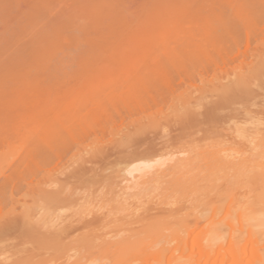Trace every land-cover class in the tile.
<instances>
[{"label":"rangeland","instance_id":"374dc122","mask_svg":"<svg viewBox=\"0 0 264 264\" xmlns=\"http://www.w3.org/2000/svg\"><path fill=\"white\" fill-rule=\"evenodd\" d=\"M234 22H236L237 24L235 25L236 30L240 32L239 33L240 38H242V43L240 41L241 46L238 45L237 48L240 46L239 49H241L244 55L246 52V55H245L246 58L245 57L240 58L239 56L238 57L239 60L238 59H237L238 61L235 60L236 63L227 61L230 59L231 54H234L233 50L235 52L236 49H232V47L229 46L228 44L220 43L221 41H218L217 37H215L216 35L219 34V28L221 25L223 24L228 25ZM251 32H252L251 31V0H0V161L3 162V164L5 163L13 164L14 163L11 166V169L9 170L10 172L5 171L6 172L5 174L8 177L7 178L8 181H5L7 183L5 186L7 187V189H9V188H12L13 186L19 185L21 189H19V192L17 191L18 193L15 191L17 194L14 193L13 196L14 198L19 197V199H21L24 192H26L25 185L27 184V182L36 181V179H40L42 176H46L49 173H52V175L56 173L54 174V176H58V178L59 177L65 178L64 176L65 174H69L70 173L69 171L77 167L76 166L77 164L75 165L72 163L73 155L77 154L76 153L77 151H82L83 149H86L88 151L90 150V152L94 150H99V151L101 150L102 154L105 152L104 156L98 155L99 157L98 156L94 157V160L91 159L90 160L91 163L87 164L86 168L91 169L93 167L94 168L93 171L95 173V170H96L97 175H100V173L101 174L103 173L105 174L104 176H107L109 173V175L111 176L118 175L121 177V175H119L116 172H118V170L121 169L122 166L124 165V162L122 159L123 153L120 155L117 152H123L125 151V149L123 151H119L120 150L119 148V150L117 151L115 146L117 145L116 147L118 149L119 144L123 145V143H125L126 141L124 138L125 132L126 131L132 132L134 129L133 127L134 125L131 126V123L136 121V119L138 120V118L147 116V114H154V113L157 114L158 112L160 113V111L163 113V114L160 113L161 117L163 115H167L168 113H170L169 111H171L170 108H172L170 107V105L172 106L171 104L172 98L169 99L168 97H174V96L179 95L178 92L182 93L183 92L182 89H186V87L188 88V86L193 87V88L191 87L188 88L189 90H192L193 97H198L201 95L200 93H202L200 91H203L202 83L205 84V82L210 80L212 76L214 75V73L215 74L217 73V75H218V72L223 74L224 72L228 71L229 73L230 71H232V68L235 69V67L239 65V63H243V64L250 63L252 59L251 51L254 49L256 42L259 41V40L253 41L254 33L252 32L253 33L252 35ZM255 37L256 36L254 35V38ZM194 45H196V47H198L199 50L203 48L205 50V53H204L205 55L202 54L199 56L198 54L192 52L194 49L197 51V49L194 48ZM236 54L237 53H235L233 56H237ZM233 56H231V58H233ZM242 58H243V61H242ZM222 74H219V75H222ZM151 80H153V83L150 85V87H147V86L144 87V82H147V81L151 82ZM174 83L175 85L177 84L176 86H178L179 83L180 84L182 83L181 84L182 86L181 85L178 86V89H177ZM166 85L167 86L170 85L169 88L174 86V90L177 89L176 92H174V94L170 93V90L171 92L173 91L172 90L173 88H171L168 90L169 94H167L168 91L166 92L165 90L168 89V87H166ZM141 86H142V90H141ZM151 86L153 89L151 88ZM147 88L148 89L151 88L150 89L151 93ZM154 88H156V90H158L159 93H157L154 90ZM255 90H257V88ZM152 91H155V92H152ZM261 92L262 91L259 90L260 94ZM149 93L157 101H159L158 99H161L162 97L163 99L165 98L166 99L165 101L161 99L160 101L162 102L160 103V105L156 103L158 106H153L151 109L147 108L148 110L144 109L149 105V102H142L140 104L141 102L140 99L141 100L143 99L142 101L148 98L150 99L151 96L148 98L146 96ZM152 93L159 94V95L164 94V96L160 95L162 97L160 98V96H158L157 98L156 97L157 95H155L154 97ZM144 96H145V99H144ZM215 97L216 96H213V97L211 96L210 98L212 99L210 100L207 99L209 97H206V100L208 101L206 100L205 101L206 102L215 101ZM257 99H255V102H256L254 105L255 107L253 106L254 108L249 109V114L251 115L254 114L256 117L262 118L264 117L262 116L264 115L263 114L264 110L262 109L263 106H261L262 104L259 103L260 104L259 105L257 103L259 102V100ZM259 99H261V97H259ZM243 106H246V105L243 104ZM243 106L242 104H239V106L238 104H236L235 108L237 107V108L242 109ZM248 106L249 105H247V107L245 108H249L251 105L249 107ZM250 110H255L257 111V113H259L258 110H261L262 115L253 113L254 111L250 112ZM225 111L226 110H224V112ZM242 111L241 110L239 111V115L243 113ZM221 114H222V111H221ZM241 116L237 117L238 120L234 118L235 121L237 122L238 121L242 122V120L244 121V119L242 118L244 115L242 117ZM39 117L40 119L42 117L44 119L42 118V120L40 121ZM30 120L32 121L34 126L35 124L37 125L38 123L40 124L43 123L41 125L38 124L40 125V127L37 125V129L41 130L40 133H44V135L47 137L48 135H46V133L48 131L46 133L42 131L44 130V128H48V130H53V133L51 131V132H48V134L52 133V135H50V138L53 135L56 138V135H58L59 138L57 136V139H56L57 141L59 140L68 141L70 140V138L71 140L73 139L72 144H66V146L63 145L64 147H68L69 145L71 148H73L72 150H70L71 152L66 153L67 155L64 154V157H62L61 159L52 161L49 164L47 163L45 165L46 167L44 168L42 167L40 170H37V171L31 170L32 169L31 166H34V163L39 162L40 161L39 158L34 159V160L32 159V162L29 164V166H25L27 165V162L24 165L22 163L23 161H21V164H19L21 166L20 167L18 166L17 168L18 159L23 160V158L26 155L28 156L33 151V148L43 143V141H41L42 139H36L38 136L35 139H33V136L30 135L29 133H28L30 135L29 137L25 136V134L28 135L26 132L33 125V124H30L31 123ZM33 120L35 121L38 120V121L37 123H35L33 122ZM235 121L232 119L230 121L228 120L222 121L219 124H216V127H213L211 131L207 133H203L200 131L198 133L191 134L188 137H181L182 139H179L180 137L178 138V135L176 136V132H178L177 131L178 127L175 126L176 124L172 125L173 124L172 122L170 123L169 130L166 129L168 127H165L166 131L165 130H154L153 131L151 129L145 134V136L141 135L139 136L138 139L140 138L143 139L145 137L146 138L148 137V139L145 138L146 141L144 139L141 140L143 141L141 142L142 145L145 142H147L148 144L149 142L153 140L152 142H154L155 144L159 146L161 145V143H164L168 139V137H170L171 138V144H170L171 148L169 149L171 151L176 152L179 150L181 152V150H183L184 151L183 153H185L184 154L185 156L188 152L193 151L192 153L189 154L191 160L194 157L193 160L195 161L198 160L197 161L198 163L194 161L196 165L200 163L201 165L200 164L199 165L202 168L204 167L206 161H204L203 160L204 158H201V157H205L207 153L209 156L212 155L213 153L211 154V152L212 151L214 152L215 150L214 144L216 143L220 144V142L228 145L230 143L234 144L236 141V145L237 146L239 145L238 147L240 148L241 152L242 151L246 152L244 153V155L245 154L247 156L250 155L251 157V154H249L251 153L248 149L249 147H245V144L247 146V143L244 144V142L241 141L243 142L244 145L241 144L240 146V141H238L237 139L235 141L231 140L233 137H231L230 130L232 132L233 128L232 129L230 128L234 125V123H236ZM144 122H146V120ZM135 126L137 127L138 125H135ZM31 128L34 129L33 127ZM222 129L225 131L222 132L223 131ZM227 129L229 130L227 131ZM212 131H215V132L217 131L221 134L220 136H213ZM23 132L25 134H23ZM210 132L212 133L211 137H210ZM228 132L230 133L229 136H227V134H229ZM219 133H217V135ZM223 133H225V135ZM41 136H39V138ZM149 138L151 140H149ZM118 140H119V143H118ZM51 141H54V139H52ZM232 141L234 143H232ZM147 144H144L142 147L146 146ZM56 145L58 144L56 143ZM40 147H42V145L39 146V148ZM48 147L52 148L53 146L50 143ZM206 147L208 148V151L209 150H212V151H210V153L208 151H205L207 149ZM76 149L77 151H75ZM169 149H167L168 152L170 151ZM186 150H188V152ZM83 153L84 154H81V155H83L84 158L89 157V155L85 154V152ZM91 155L92 154H90V156ZM105 155H108V157H106ZM244 155L241 157H244ZM185 156H181V158ZM90 158H92V156ZM103 158H105V161ZM209 158H212V156H210ZM96 159L97 161L98 159H100L99 161L100 163L97 162ZM71 163L73 164V166L71 165ZM172 163L173 162H171V164ZM15 164H16V167H15ZM166 164H168L167 166H169L170 162ZM29 169L31 170V172L29 171ZM114 170L116 172H114ZM110 172H112L113 175ZM188 172L187 173L185 171L180 172L178 175V178L176 176L175 177L177 179H180L178 180L180 181V183L183 180L184 182H186L185 176L188 174ZM103 174L101 176H103ZM177 174L178 173H175V175ZM180 174H182L183 176L182 175L180 176ZM34 175L38 176V178L35 177ZM88 175L92 176L93 173L92 174L90 173ZM86 177H89V176H86ZM120 177L116 178L117 182H119ZM173 177H174L173 175L166 176L167 179L170 178L171 180ZM179 177H183L184 179L182 178V181H181V178ZM63 178L61 180H63ZM69 180L73 181L75 180V178H69L68 182H70ZM171 180H167L165 183L161 184L160 188L162 186L165 188L167 187L168 190L166 192L171 193V189H169L170 186H168L171 184L172 182ZM139 181H142V180H139ZM219 181L220 180H218V182ZM70 184L68 186L69 189L71 186L72 187L75 186L74 189H76V191L74 189L73 191H75V193L77 192V190L80 191L79 192L80 194H76L77 196L79 195L80 197L81 196L86 197V194L90 192L88 193V195L90 194V196L92 197L95 196L93 197V202L91 203L92 204L94 203L98 205L99 207L104 206L103 208L104 211L102 209L104 213L110 214V215L111 213H113L110 217L108 216V219L111 218L110 220L112 221V218H113V220H117L116 222H118L117 224H115V222L113 221L114 223L113 224V223H110V221L108 220L109 221L108 223V221H106L107 219L106 218L103 221V223L106 222L108 223V225L110 224L111 226H107L105 223H104L105 225L104 224L97 225V226L93 225L91 227L92 230H89V232H92L95 235H101L102 233H103L102 235H104L105 233V235L110 234V236H113L114 235L113 233H116L117 235H119V232L121 231L123 232L121 237H123V235L125 234L124 231L128 228L129 224L127 225V228H126L127 223L123 227H121L120 224H122L123 222L120 223V221L121 220L123 221V219L125 218L126 220L125 219L124 220L127 222V220L129 221L130 218L125 217L127 215L125 213L123 215L120 214L122 213L123 210L120 211L119 213L116 209L117 206L116 207L112 206L114 202L110 199V196L108 197L107 195L112 196L113 194L112 193L105 194L106 193L105 188L102 189V187L98 185L90 187L89 189L91 188L93 189L91 191L89 189L87 190L84 186H82L83 185L82 182L81 181L79 182V180L77 179L73 183H70ZM224 184L226 183L224 182ZM83 187L85 190H83ZM226 187L221 186L220 188H218L219 190H217L216 193H218V191H221V189H223V192L225 193L228 192L230 188L228 189L229 186L227 188ZM98 188H101V189H98ZM224 188L227 189V191H224ZM115 190H117V188ZM82 191L84 192L83 195H82L83 193ZM85 191H86V194H85ZM156 192L160 193V194H157V197H156ZM156 192L154 193L151 192V196L149 195L150 193H146L144 195L142 194L143 197L145 198L140 196L141 199L138 197L139 201L145 204L143 206L144 208H146L148 204H149L148 205L149 207L150 206L152 207L153 205H155V203H156V206L160 204L158 205L159 207L158 209L159 210L161 209V213H159L160 211L158 210V212L157 211L156 213L151 212L150 214H152L153 218L157 222L158 220H160L161 222L165 220V223L167 224H169L170 222V224L173 226L172 228H177L175 226L177 224L175 223L174 219L170 218L169 220L168 216H167L168 218H166L165 216L167 215V213L165 212L166 214H164V211H167L173 208L171 210H174V209L178 211L180 210L179 214L182 215L185 211L189 210L191 205L193 204L191 203L189 206L188 205L189 202H194L190 198L191 193L187 194L188 196L190 195L189 197L190 199L186 197V202L188 203L187 204L186 202L182 203L183 200H181V197L178 196L179 193H175L177 198L175 196L172 199L173 201L172 200L168 201L170 199H167L166 196L168 195V198L170 196L172 197V195L169 196L170 193L167 194L162 189L157 190ZM243 192H244L243 190L241 193L239 191V194L243 195ZM102 193L103 195L101 196L98 195ZM96 196L99 197L98 200ZM25 197L28 203H32L31 202L32 200L30 201L29 196H25ZM92 197H89V198L92 199ZM251 197H252V193H251ZM75 198L78 199L79 197L75 196ZM94 198L97 201H95ZM150 198H152L151 204L149 202ZM155 198L156 200H154ZM79 199H78V202L77 200H76V203L73 202L76 206L74 204H71L72 203L71 202L70 203L71 205L68 204L69 206L67 205L64 209L60 210V212L57 211L53 214L54 215L62 214L67 217V216H71V214L74 212L72 216L75 215V211L78 212V210H80L83 206L85 207V202H86L84 200L85 198H82L83 201ZM142 199L145 201H143ZM146 199H148L149 201ZM174 199H176V201L180 200L181 205H179L178 203L179 201L175 202V203H178L175 205V203H173ZM182 199H185V197ZM109 200H111V202H109ZM135 200L133 199V201ZM187 200H192V201H187ZM251 200H253V197ZM98 201H99V204H98ZM163 201L165 204L168 202H171L175 205V207L174 205L172 206L168 205L169 206L168 207L169 209H168L167 204L164 205ZM215 202H214L215 203L214 206L212 204L210 205V206H213V209L215 207H219L218 206L219 203H217V201ZM143 203L141 204L143 205ZM77 204L79 205L81 204L82 206L81 205L79 206ZM94 204L90 206L97 208V206L96 205L94 206ZM19 205H17L18 207H16L17 211H19L20 208H22V206H19ZM160 206L161 207L163 206V207L160 208ZM132 207H135V205H133ZM178 207L181 209H179ZM235 207H238V206H235ZM245 208L247 209V207ZM259 208L260 207H257V206L255 207V206H252L251 204L250 209H247V210L245 209V211H242V215L244 213V218H243L244 221L241 220L242 221L241 224L239 222L240 221L239 219H235L236 222L239 220L238 221L239 223L238 222L232 223L231 221V217L232 219H234L233 216L236 213L235 214L232 213L233 215L232 216L230 215L229 217L226 216V218L227 217L228 218L223 219V220H225L224 222H227V220L229 219V221H231V223L234 224V226L236 224H237L236 226H238V224L245 225L244 229L240 228L243 232L245 231V229H249V227H247L248 225L251 226V225L258 224V221H256L257 220L256 218H258L259 220L260 215L259 216L257 215L261 212V211L259 212L260 210ZM231 210L233 211V209ZM44 212L45 210H42V211L40 210V214H43ZM254 212L255 213L259 212V213L255 214ZM49 213L52 214L51 212ZM115 213L117 214L115 215ZM162 213L164 215H162ZM159 214H160V217L156 216ZM114 215L116 217H114ZM120 216L121 217L124 216V218L122 219ZM117 217L119 218V220L114 219ZM220 217L222 218V214ZM171 219H173V221ZM218 220H220V218ZM156 221H155V224L164 225V222L161 223L159 221L160 223L159 222L157 223ZM206 222L207 221L205 222L203 221L196 227V229H194L193 234H195L196 237L195 235L193 236L192 234L193 238L198 239L199 237L201 239V237L203 238L207 236L208 235L207 233H209V231L214 229L215 225H209ZM222 222L220 223V226L224 224ZM152 224L154 223L152 222L151 225H148V226L147 225H142V226L141 225L140 226L139 225H131V226L129 225V227H132L133 230L135 227V230H136L137 227L138 229H141L139 227H143V226H147L148 228H151L153 227ZM229 224L230 222L226 225H228L229 228L234 229L233 228L234 226L230 224L232 226L231 227ZM76 226L78 227V225ZM217 226H218V231L219 229L221 230L219 231L218 234H221L220 236L226 238L225 241H227V239H229L228 237H230L228 230H231V229H228L227 226L220 227L219 224H217L215 227ZM98 227L100 229H98ZM132 228L130 229L128 228L127 230L131 231ZM80 229L85 230V232L87 231V229H82L81 227ZM93 229L95 230L93 231ZM252 229L255 230V233H253V236L255 238H257V236H260L258 233L259 231L256 228H252ZM236 230H234V232ZM239 230L236 231L237 235L236 233L233 232V234L235 235L234 236L231 235V236L236 241L237 239H239L240 242H243L241 246H239V251L244 255L243 260L245 262H243V264H249L250 253L248 250L252 248V245L250 246L248 244H245L244 242L245 240L240 239V236H242V234L243 236L241 238H247L248 234L246 232L248 230L245 232L247 235L244 232L240 233ZM42 231H46V229H43ZM97 231H100V233ZM74 233H72L71 236H73ZM78 233L81 234L82 231L79 232L78 230V232L75 233V236H77ZM96 233H99V234H96ZM166 234L168 235V233ZM230 234H232V232ZM145 236L146 235L142 237L146 238V242H147L148 239ZM113 237H115V235ZM260 238H262V244H263L264 234L261 235ZM68 240L66 239L65 241H68ZM227 243L223 246V251H221L222 253L221 257H223L222 259L225 264H230V261H231L230 256L233 250L230 249L231 247L229 248V245H228L229 243L228 244ZM9 245L10 247L11 245L12 246L15 245V241L12 240V238L6 241L2 240V243H0V249L2 250L3 247L4 249L5 248L8 249L10 248ZM161 245L162 244H160L159 246L156 245L155 249H157ZM245 246H247V249H245ZM17 247H15L14 250H13L14 247H11L9 251L10 253L7 252L9 249L7 251L4 250L6 253L3 256L7 257V255L9 256L11 255L12 257L11 259L12 260L14 259V260L10 262H15L16 264L17 263L23 264L19 260L23 259V262L27 261L26 256L22 257V255H20L21 257L15 258L16 253H17V256L19 253H21L20 249H18L19 253L17 252L16 250ZM33 247H35L34 248L35 250L33 249V253H34V251L37 250L36 249L37 247L36 246H33ZM42 247L43 246L38 247L39 248L38 250L40 251V253L38 251L35 252L36 254L39 253V255L38 256L35 255V257H33L34 259H36V260L33 259L34 261L32 260L33 264H38V263L41 264L42 262H43L42 264H48V263L49 264H53V263L60 264L63 261H65L64 259L66 258V255L64 251H62L63 246H56L55 249L54 247H50L52 248L51 249L52 253L50 252L51 250L48 246H47L48 249L44 246L43 247L44 250ZM140 247L141 249H143L142 245ZM23 248L32 249V246L31 245L30 247L22 246L21 250H24ZM46 249L48 250V252H46L47 251ZM135 251L137 252L138 256L142 252V250L141 252L139 251L140 253L138 252V250H135ZM71 252L73 251L68 252V254L69 253L71 254ZM128 252L129 251L126 252V250H122L120 252L122 254L121 255L118 251L117 254L119 255V257L117 254H115V257H113L114 255H112L113 262H116L118 260L120 262V259L118 258L122 256L123 257L121 258V260L123 259L122 261H125L126 259L124 258H127L128 255L130 256V258H128L129 260H127L129 262L130 260L133 261V259L135 260L136 258H139L137 257L134 251L132 252L135 254V256L132 255L133 253H130V252L128 253ZM97 253H93V255ZM143 253H141L142 256H143ZM21 254H24V252ZM40 254L42 256L44 255V257H42ZM63 255L65 257H62ZM3 256H0L1 260L3 259ZM9 256L7 257V259L10 258ZM52 256H56V257L52 258ZM59 256H61V258H59ZM98 256H99V253L98 255L94 256L96 257V260H94L95 258L91 256L92 258L91 262L94 260L96 262L98 261L96 264H101L103 259H105V257L104 255H102L103 256L102 261L99 263L100 261L99 259L101 257L98 258L97 260ZM108 256H111V255H107L106 256L107 261L104 260L102 264L104 263L109 264L110 261L108 260L112 261V259H110L111 257H108ZM193 257H195L194 259H196V256H193ZM217 258L219 259V257ZM49 259H52V261L50 260L49 262ZM152 259L150 258V260H148L146 264H169V262H172L171 264H173V263H178L176 262V260L177 261L180 260V259H175V262H173V260H171L172 258L168 257L167 259L160 258L161 260L159 259V261L157 262L156 261L157 259L156 260L154 259L152 260ZM181 259L183 261V258ZM15 260L16 261L18 260V262H16ZM45 260L47 261V263ZM185 260L183 262H185ZM30 261H27V262L32 264ZM182 261L180 260V262ZM27 262H25V264H27ZM88 263L90 262L87 261L86 263L85 261V263L83 264H88ZM136 263L137 262L133 264H136ZM93 264H95V262ZM137 264H141V263H137ZM142 264H145V263H142ZM200 264H202V261L200 262Z\"/></svg>","mask_w":264,"mask_h":264},{"label":"bare ground","instance_id":"6f19581e","mask_svg":"<svg viewBox=\"0 0 264 264\" xmlns=\"http://www.w3.org/2000/svg\"><path fill=\"white\" fill-rule=\"evenodd\" d=\"M235 25H237L236 22L228 24V25H226V24L221 25L219 28V34L215 36V37H217L218 41H221L220 43L228 44L229 46L232 47V49H236L235 52L233 50V53L234 54L237 53L236 54L237 56H233L234 54H231V56H233V58H231V56H230V59L228 58L229 60H227V61H230L232 63L233 62L236 63V61L239 60L238 59L239 56H240V58L241 57L244 58L246 55V52L244 55L243 52L241 51V49H239V47L241 46V43H242V38H240V34H239L240 32L236 30ZM251 31L256 36L254 38V35L251 32L253 35V41L254 40H256V41L259 40V41L256 42L255 47L252 50L253 52L251 51L252 59H251L250 63H247V64L239 63V65H237L235 67V69L232 68V71H230L229 73H228V71L224 72L223 74L218 72V75H217V73L216 74L214 73V75L212 76V78L210 80L205 82V84L202 83L203 84V87H202L203 91H200L202 93H200L201 95L198 97H193L192 90L188 89L191 86L190 87L188 86V88L186 87V89H182L183 92L182 93L178 92L179 95H177V96L168 97L169 99L172 98L171 99L172 106L170 105V107H172V108H170L171 111H169L170 113H168L167 115H163L161 117L160 113H162V112L160 111V113L158 112L157 114L156 113L147 114V116H143L141 118H138V120L136 119V121L131 123V126L134 125L133 126L134 129L132 132L131 131L125 132V136H126V137L124 136V138L126 140V141L124 140L125 143H123V145L119 144L118 149L116 147L117 145L115 146L117 151L119 150V148H120L119 151H123L125 149V151H123V152H117L120 155L123 153L122 159H123L124 165L122 166L121 169L118 170V172H116L114 170V172L121 175V177L118 175H113L112 172H110V173L113 176L109 175V173L107 176H104L105 174H103V173H102L103 176H101L102 175L101 173H100V175H97L96 174L97 171L95 170V173H94L93 167L91 169L86 168V165L91 163L90 162L91 159L94 160V157H97L98 155L104 156L105 152L102 154L101 150L100 151L94 150V151L90 152V150L88 151L86 149H83L82 151H77V149H76L75 151H77L76 152L77 154L73 155L72 163L75 165L77 164L76 165L77 167L74 168L73 170L69 171L70 172V173L68 172L69 174H65L64 175L65 178L62 177L63 180H61L62 178H60V177L58 178V176H54V174H56V173H54L53 175H52V173H49L46 176H42L41 178L39 177L40 179L35 178L36 181L27 182V184L25 185V189H26L25 191L26 192H24V194L22 195V198L19 199V197L14 198V196H13L14 193L17 194L19 192V189H21L19 185L13 186L12 188H9V189H7V187L5 186L7 184L5 181H8L7 180L8 177L5 173L11 169V166L14 163L13 164H6V163L3 164V162L0 161V241H1L0 243H2V240L6 241V240L12 238V240L15 241V245H13V246L11 245V247H14L13 250L15 249V247L18 246L16 248L17 252H18V249H20L21 253L24 252V254H21L18 252L19 253L18 256L16 253L15 258L21 257L20 255H22V257L26 256V260L27 261L31 260L30 261L31 263L34 260H36L33 257H35V255L38 256L40 253V251L38 250L39 249L38 247H41V246L44 247L45 246L47 248V246H48L49 248L54 247V249H55L56 246H63L62 251H64L66 258L64 259L65 261H63L60 264H83V263H85V261H86V263H87V261H89L90 263H88V264H93L94 262L96 264L98 261L97 262L94 261V260H96V257H94V256L98 255V253H99V256L97 257V260H98V258L101 257L99 259L100 260L99 263L102 261V258H103L102 255H104L105 259H103V261H102V263H103L104 260L107 261V257H106L107 255H111L108 257H111L110 259H112L113 257H115V254H117L118 251L120 253L122 250H126V252L129 251L130 253H133L132 251H134L136 255H137V252L135 250H138V252L139 251L141 252V250H142L141 253H143V252H145V253H143V256H142V254L139 252L140 253L139 256L137 255V257H139V258L135 257L136 259L135 260L133 259V261L130 260V262L127 261V260H129L128 258H130V256L127 254L128 257L126 256L127 258H124V259H126L125 261H122L123 259L121 260V258L123 257L122 256V257L118 258V259H120V262H119V260L118 261L115 260L116 262H113V259H112V261L108 260V261H110L109 264H133L135 262L141 263V264L142 263L146 264L147 261L150 260V258L151 259L153 258L154 260L157 259L156 261L158 262L160 258L161 259H167L168 257L172 258L171 260H173V262H175V259H180L182 261L181 258H183V261H184L186 258L185 262H183V261L180 262V260L179 261L176 260V262H178V263H173V264H200L201 261H202V264H225L223 259H222L223 257H221V255H222L221 251H223V246L228 241L229 244L228 243L227 244L229 245V248L231 247L230 249L233 250V252L231 253V256H230L231 257L230 264H243V262H245L243 260L244 255L239 251V246H241V244L243 242H240L239 239H237V241H236L235 239H233L232 236L235 235V234H233V232H234V230H236V228L238 226H240V227H238L236 231H238L240 228L244 229L245 225H240L242 222L241 220H243V218H244V213L242 215V211H245V209H246L245 207H247V209H250L251 204H252V206L260 207L259 208L260 210L259 209L258 210H259V212L260 211L262 212V213L260 212L262 214V216L259 212H257L259 214L254 212L258 216L259 215L261 216V218L259 216V220H258V218H256L257 219L256 221H258V224L251 225V226L248 225L247 227H249V229H245V231H243L245 233L248 230L246 232L248 235L245 233L247 235V238H241L243 236V234H242V236H240V235L239 236H240V239L245 240L244 241L245 244H248L250 246L252 245V248H250V249L248 248L249 249L248 251L250 253L249 264H251V263L252 264H264V253H263L264 252V242L262 244L263 236H262V238H260L261 235L264 234V117L260 118V117H256L254 114L253 115L249 114V109L255 107L254 106L256 103L255 99H257V98H258L257 100H259V102H257V103L262 104L261 106H263L262 109L264 110V0H251ZM241 37H242V35H241ZM240 41H241V43H240ZM238 45H240V46L237 48ZM194 48H196L197 51L194 49L192 52L198 54L199 56L205 53V50L203 48L201 50H199L198 47H196V45H194ZM239 51H241V52H239ZM243 58H242V61H243ZM219 74H222V75H219ZM152 83H153V80H151V82H149V81L144 82V87L145 86L150 87V85ZM181 84L179 83L178 86H180ZM174 85H175V83H174ZM176 85H175V87L178 89V86H176ZM152 86H151V88H152ZM169 86L166 85V87H168V89H166L165 91L167 92L169 89L173 88L172 89L173 91L171 92V90H170V93L174 94V92H176L177 89L174 90V86H172L170 88H169ZM151 88H149V89L147 88V89L150 91ZM191 88H193V87H191ZM256 88H257V90L259 89L262 91L261 92L262 95L259 93V90H258V92H257V90H255ZM147 89H146V91H147ZM141 90H142V86H141ZM154 90L157 93H159L158 90H156V88H154ZM155 91H152V92H155ZM166 92H164V93H166ZM150 93H151V91H150ZM150 93L148 95L145 94L147 96V98L151 96ZM160 93H162V92H160ZM167 94H169V91L167 92ZM152 95L154 97H155V95H157L156 96L157 98L160 95L164 96V94L159 95V94H154V93H152ZM162 96H160V98ZM211 96L212 97L216 96L215 101L206 102V101H208V100H206V97H209L207 99L210 100V99H212V98H210ZM259 97H261V99H259ZM144 99H145V96H144ZM148 99H146L144 101H142L143 99L142 100L140 99V101H141L140 104L142 102H149V105L144 109H147V108L151 109L153 106L160 105V103L162 102L160 100L163 99V97L161 99H158L159 101L155 100V98H153L152 96L150 97L149 100ZM151 99L152 100L154 99L153 102ZM165 99H163V100L165 101ZM152 103H153V105H152ZM154 103L155 104L157 103L158 105L157 104L155 105ZM236 104H238V106H239V104H242V106L244 104L246 106H243V108L241 107L242 109L237 108V107L235 108ZM247 105H249V106L251 105L252 107L248 106L249 108H245V107H247ZM155 108H157V107H155ZM239 109L241 111L243 110L242 112L245 113L246 115L241 113V112L240 113L242 114V116L243 115L244 116L242 117L241 114L239 115V111H240ZM224 110H226V111L224 112ZM221 111H222V114H221ZM250 112L256 113L258 115H262L261 110H258L259 113H257V111H255V110H250ZM240 116L244 119V121L243 120H242V122L238 121L239 122L238 123L237 121H235L234 118H236V120H238L237 117H240ZM262 116H264V115H262ZM42 118L40 119V117H39L40 121L42 120ZM231 119L234 120L236 123H234V125L232 124L233 121L231 123L233 126L232 127L230 126L231 127L230 129H232V128L233 129H232V132L230 130V133H231V137H233V138L232 139L229 138V139L234 140V141L237 139L238 141H240V146H241V144H243V142H244V144L247 143V146L245 144V147H249L248 149L251 152V153H249V154H251V157H250V155H248V156L246 154L244 155V153H246V152H243V151H242L243 153L241 152L240 148L238 147L239 145L238 146L236 145V141H235V143L232 141V143H234L235 145L231 144V143L226 145V144H223L221 142H220V144L219 143H216V144L213 143L215 145V146L213 145L215 148V150H214L215 153L212 150L208 151L207 147H206L207 148L206 150L204 149L205 151H208L209 153H210V151H212L211 154L212 153L213 154L210 155V156H212V158H209L210 156L208 155V153L205 155V157H201V158H204L203 159L204 161H206V163L203 162V163H205V165H204V167L201 168L200 163H199L200 165L199 164L196 165V163H198L197 162L198 160L197 161L193 160L194 157L191 160V158L189 156V154L192 153L193 151L188 152V150H186L188 152L186 154L187 157L184 155L185 153H183L184 152L183 150H181L182 153L179 150H178L179 152L178 151H176V152L171 151L169 149V148H171L170 147V144H171V138L170 137H168V139L164 143H161V145H159V146L157 144H155L154 142H152L153 141L152 140L151 142L148 141L149 142L148 144H147V142L143 143V145L147 144L144 147H142L143 145L141 144V142H143V141H141V140H143V139L145 140L146 137L145 138L142 137L143 139H141V138L138 139L139 136H141V135L145 136V134L151 129L153 131L154 130H165L166 131V129L169 130L170 123H172V122H173L172 125L176 124L175 126L178 127L177 128L178 132H176V136L178 135V138L180 137L179 139H182L181 137H188L189 135L194 134V133H198L200 131L203 133H207V132L211 131V129L213 127H216V124H219L222 121H227V120L230 121ZM143 120L144 121L146 120V122H144ZM37 121L33 120V122H35V123H37ZM30 122H31L30 124H33L31 120H30ZM223 123H225V122H223ZM38 124H40V123H38ZM41 124H43V123H41ZM226 124H228V123H226ZM37 125L35 124V126H34V124H33L31 126L34 129H32L29 125L30 129L28 131L26 130L27 131L26 133L27 134L29 133L30 135H32L33 139H35L37 136L38 137L36 139H42L41 141H43V143L41 142L42 144L39 145V146L42 145V147L39 148V146H37L38 148L37 147L33 148V151L32 152L30 151L31 153L29 152L30 154L28 153L29 155L25 156L26 158L24 157L23 160L18 159V162H17L18 164L16 163L17 168H18V166L19 167L21 166V165H19V164H21V161H23L22 163L24 165L27 162V165H25V166H29V164L32 162V159L34 160V159L39 158L40 161L34 163V166H31L32 167L31 170H36V171L40 170L42 167L43 168L46 167L45 165L47 163L49 164L52 161H56L58 159H61L62 157H64V154L67 155L66 153L71 152L70 150L73 149L69 145H68V147L63 146V145L66 146V144H72L73 139L71 140V138H70L71 141L70 140H68V141H66V140L60 141L59 140L60 141L59 142L56 140L58 135H56V138L53 135V136H51V138L54 137L52 139H54L55 142L51 141L52 139L50 138V135H52L53 130H48V128H44V130H42L45 133L47 131L48 132L52 131L51 134L50 133L48 134V132L46 133V135H48V137H49L48 138L47 136L44 135V133H40L41 130L37 129ZM40 125H38V126L40 127ZM135 125H138V126L136 127ZM43 127H42V129H43ZM165 127H168V128L165 129ZM217 127H218V125H217ZM228 130L229 129H227V131ZM224 131L225 130H223L222 132H224ZM169 133H171V132H169ZM212 133L210 132V137H211V134L213 136H220V134H221L217 131L216 132L212 131ZM217 133H219V134L217 135ZM225 133H223V134L225 135ZM230 133L227 134V136H229ZM23 134H25V133L23 132ZM29 134L28 135L25 134V136L29 137L30 136ZM165 134H167V133H165ZM149 135H151V134H149ZM208 135H209V133H208ZM39 136H41V137L39 138ZM226 137H224V138H226ZM58 138H59V136H58ZM118 138H120V137H118ZM66 139H67V137H66ZM146 139H148V137ZM149 140H151V139L149 138ZM241 141H243V142H241ZM116 142H117V140H116ZM50 143L53 146L52 148L48 147ZM56 143L58 145H56ZM118 143H119V140H118ZM54 145H56V146H54ZM211 148H213V147H211ZM216 148H217V150H216ZM167 149H169L171 152L170 151L168 152ZM190 150H191V148H190ZM83 152H85V154L89 155V157L84 158V156L81 155V154H84ZM90 154H92L91 155L92 158H90L91 157ZM243 155H244V157H241ZM105 156L108 157V155H105ZM181 156H185L186 158L185 157L181 158ZM103 159L105 161V158H103ZM96 161H97V159H96ZM99 161H100V159H98L97 162H99ZM168 162H170L169 166H167L168 164H166ZM171 162H173V163L171 164ZM208 162H209V164H208ZM72 163H71V165L73 166ZM16 164H15V167H16ZM206 164H207V166H206ZM31 170L29 169L30 172H31ZM101 171H102V169H101ZM184 171L186 173L189 171L190 173L188 172V174H187L189 176H187V175L185 176L186 173L184 174L186 182H184V180L182 181L183 177H179V178H181V181H182L180 183V181H178L180 179H177V178H178L179 173L184 172ZM33 173H35V172H33ZM90 173L91 174L93 173V175L92 176L88 175ZM175 173H178V174L175 175ZM182 174H180V176ZM190 174H192V175H190ZM169 175L174 176L172 178V180L170 178L169 179L166 178V176H169ZM34 176L38 178V176H36V175H34ZM86 176H89V177H86ZM117 177H120V180L118 179L119 182H117V180H116ZM170 177H172V176H170ZM69 178H75V180L77 179V180H79V182L81 181L83 184L82 186H84L87 190L92 186L98 185V186L102 187V189L105 188V190H106L105 194H107V193L111 194L112 193L113 194L112 196L107 195L108 197L110 196V199L114 202L112 206L113 207L117 206L116 209L119 213H120V211L123 210L122 213H120V214L123 215L125 213V214H127L125 217L130 218L129 221L127 220V222H126L125 221L126 219L124 218V216L123 217L120 216L122 219L123 218L125 219V220L123 219V221L122 220L120 221V223L123 222L122 223L123 225L122 224H120V225H121V227H123L127 223L126 228H127L128 224L130 226L131 225H139V226L140 225L141 226L147 225L148 226V225H151L152 222L155 224L156 220L153 218L152 214H150V213L151 212L156 213V211L158 212V210H159L158 205H160V204L157 203L158 205L156 206V203H155V205H153L152 207L151 206L149 207L148 206L149 204L147 203L148 205L146 206V208H144L143 206L145 204L143 202H140L139 198H140V196L143 197V195L146 193H150L149 195L151 196V192L154 193L157 190H161V189L164 190V192H166L168 190V188L167 187L165 188L163 186L160 188V185L165 183L167 180L172 181V182L170 181L171 184L168 185V186H170L169 189H171V193L166 192L167 194L170 193L169 196L172 195V197L170 196L171 198L170 197L168 198V195L166 196L167 199H170L168 201H171L176 196L175 193H179L178 196L181 197V200H183V202L182 201L181 202L184 203V202H186V197L187 198L190 197V195L188 196L187 194L191 193L190 198L194 202H189V204L186 202L189 206L191 203H193V204L191 205L190 209L185 211L182 215L179 214L180 210L179 211L175 210V209L171 210L173 208H171V209L168 208L169 207L168 205L172 206V205H174L173 203L178 202V201H179L178 202L179 205H181L180 200L177 199L178 201H176V199H174L173 203H171V202L166 203L167 208L169 210H167V211L163 210L164 214L167 213V215L165 217L166 218L169 217V220H170V218H173L175 223L177 224V225H175L177 228H172L173 226L170 224V222L168 221L170 225L165 223V220H163L164 219L163 218V219H161V220H163L162 222L160 220H158V222L159 221L161 223L164 222V225L163 224H155V225L152 224L153 227H151V228H148L147 226H143V227H139L141 229H138V227H137L135 230V227L133 226L134 227V230H133V228L129 227V225H128V228L129 229L132 228V230L131 231L127 230L128 228L126 229L124 227L126 229L125 231H127V232L124 231L125 236L123 235V237H121L122 233H123L121 231H120L121 234L119 232V235H117L116 233H113L116 238L113 237L114 236L113 234H112L113 236H110V234H108L109 236L105 235V233H104V235H102L103 233L101 235H95L92 232H89V230H92L91 227L93 225L97 226V225H103L105 223L107 226H111L110 224L108 225L109 221H110V223H113V221H114L115 224H117L118 222H116L117 220H113V218H112V221L110 220L111 218L108 219V216L110 217L113 213H111V215L104 213L103 212L104 206L99 207L98 205H96L94 203H93L94 206L96 205L97 208L90 206V205H93L91 202H93V197H95V196H93V197L90 196V194L88 195V193H90V192H88L86 194V191H85L86 197L85 196L80 197L79 195L78 196L76 195V194H80L79 193L80 191L77 190V192L75 193V191H76V189H74L75 186L74 187L71 186L72 188L70 187V189H69L68 188L69 184L73 183L75 181V180H73V181L69 180L70 182H68ZM188 179H190V180H188ZM139 180H142V181H139ZM218 180H220V181L218 182ZM224 182L226 184H224ZM202 183H203V185H202ZM218 183H220V184H218ZM214 184H215V186H214ZM70 185H72V184H70ZM221 186H224V187L227 186L228 189L230 188V190L225 193V192H223V189H221L222 192L218 191V193H216L217 190H219L218 188H220ZM84 187H83V190H85ZM118 187H119V189H118ZM203 187H205V188H203ZM116 188H117V190H115ZM73 189L75 191H73ZM98 189H101V188H98ZM89 190L91 191L93 189L91 188ZM242 190L244 191L243 195H240L239 191L241 193ZM15 191L16 192L18 191V192L16 193ZM133 191H135V192H133ZM224 191H227V189L224 188ZM213 192H215V193H213ZM219 192H220V194H219ZM103 193L98 194V195L101 196V195H103ZM251 193H252L253 200H251L252 199ZM83 194H84V192L82 193V195ZM157 194H160V193L156 192V197H157ZM87 195L89 197H92V199L89 198ZM91 195H93V194H91ZM23 196H24V198H23ZM25 196H29L30 201L32 200L31 201L32 203H28L27 200L25 199L26 198ZM75 196L79 197L81 200H82V198H85L84 199L86 201L85 207L83 206L80 210L77 209L78 212L75 211V215H73V216H72V214L74 212L71 214V216H67V217L65 215H62V214L61 215L60 214H57V215L53 214L57 211L60 212V210L64 209L68 204L71 205V204L76 203V200L78 202L79 198L77 199V198H75ZM16 197H17V195H16ZM184 197H185V199H182ZM98 198L99 197H97V200H98ZM135 198H136V200H135ZM143 198H145V197H143ZM176 198H177V196H176ZM87 199H89V200H87ZM133 199L136 202L133 201ZM151 199L152 198H150V201L148 199H146V200H148L151 204ZM94 200L97 201L95 198H94ZM111 200H109V202H111ZM154 200H156V198ZM192 200H187V201H192ZM104 201H106V200H104ZM131 201H133V202H131ZM143 201H145V200H143ZM213 201L214 202L217 201V203H219V205H218L219 207H215L213 209V206L216 203V202L214 203ZM109 202H107V203H109ZM141 203H143V205ZM163 203H164V201H163ZM169 203H171V204H169ZM178 203H175V205ZM19 204H21V205H19ZM98 204H99V201H98ZM114 204H115V206H114ZM166 204L164 203V205H166ZM211 204L213 206H210ZM17 205L22 206V208H20L19 211H17V208H16V207H18ZM77 205H79V204H77ZM82 205H83V203H82ZM133 205H135V207H132ZM175 205H174V207H175ZM235 206H238L239 209H238V207H235ZM162 207L160 206V208H162ZM233 207H235V208H233ZM141 208H143V209H141ZM181 208H182V206H181ZM181 208H179V209H181ZM243 208H245V209H243ZM102 209H103V211H102ZM231 209H233V211ZM241 209H243V210H241ZM40 210L41 211L45 210V212L43 214H40ZM47 210L49 212H51L52 214H50ZM159 211H160L159 213H161V209ZM114 212H116V211H114ZM232 213L233 214L236 213L233 216L234 219H232V217H231L232 223L236 222L235 219L240 220V221L238 220L240 222V224H238V226H236L237 224L235 225L236 228H235L234 224H232L231 221H229V219L227 220V222H224L225 220H223V219H227L230 215L232 216L233 215ZM116 214L117 213H115V215ZM164 214L162 213V215H164ZM221 214H222V218L220 217ZM115 215H114V217H116ZM156 216L160 217V214L156 215ZM226 216H228V217L226 218ZM241 216H243V217H241ZM154 217H155V215H154ZM219 218H220V220H218ZM105 219H106V221L109 220L108 223H106V222L103 223V221ZM114 219L119 220L118 217L114 218ZM173 219H171V220L173 221ZM130 220H131V222H130ZM222 220H223V222H222ZM124 221H125V223H124ZM166 221H167V219H166ZM203 221L204 222L207 221L206 223H208L209 225H215V226L217 224H219V226H220L221 222L224 223L221 226H227L228 229H231V230H228L231 238L228 237L229 239H227V241H225L226 238L220 236L221 234H218L219 231H221L220 229L218 231V226L217 227L214 226V229L209 231V233H207L208 234L207 236L204 235L205 237H203V238L201 237V239L199 237H198V239L193 238L192 234H193L194 229H196V227L200 223H202ZM229 222L231 225L234 226L233 227L234 229L229 228V226L226 225ZM243 224H244V222H243ZM76 225H78L79 228ZM80 227L82 229H87V231L85 232V230H81ZM99 227H98V229L101 228V227L100 228ZM77 228H78L79 232L82 231V233L81 234L78 233L79 235L77 234V236H75V233L78 232ZM252 228H256L259 231L258 233L260 236H257V234H258L257 233L256 234L257 238H255L253 236V233H255V230ZM43 229H46V231H42ZM111 229H112V227H111ZM241 229L239 230L240 233L242 232ZM94 230L95 229H93V231ZM224 230H225V228H224ZM128 231H129V233H128ZM230 231L232 232V234H230L231 233ZM236 231L234 233H236ZM97 232L100 233V231H97ZM72 233H74L73 236H71ZM99 233H96V234H99ZM166 233H168V235ZM144 235H146L145 237H147V239H148L147 242H146V238L142 237ZM194 235L195 234H193V236ZM236 235H237V233H236ZM117 236H118V238H117ZM112 237H113V239H112ZM195 237H196V235H195ZM66 239L67 240L69 239V240L65 241ZM239 242H240V244H239ZM29 244L32 246V249L31 248L30 249L23 248L24 250H21L22 246L30 247ZM160 244H162V245L160 247H158ZM19 245L20 246L22 245V246L20 247ZM27 245H29V246H27ZM141 245H142L143 249H141V247H140ZM156 245H158L157 249H155ZM233 245H234V247H233ZM33 246L37 247L36 251L39 252V253L37 252L38 254L35 253L36 251H34V253H33V249L35 248ZM9 247H10V245H9ZM10 248H8L9 250L7 248L4 249V247L2 250L0 249V256L5 255V253H6L5 251H7V250H8L7 252L10 253L9 252ZM51 249L52 248H50V250ZM144 249H145V251H144ZM245 249H247V246H245ZM16 250H15V252H16ZM43 250H44V248H43ZM70 251H73V252H71V254L70 253L68 254V252H70ZM95 251H97L98 253ZM46 252H48V250ZM50 252L52 253V250ZM43 253H45V252H43ZM93 253H97V254L93 255ZM135 254L133 253L132 255L135 256ZM112 255H114V256L112 257ZM8 256L9 255H7V257ZM91 256H93L95 258L93 260L94 262L92 261L93 263L91 262V259H92ZM193 256H196V259H194L195 257H193ZM7 257L3 256L2 260L0 257V264H16L15 262H10V261L14 260V259L13 260L11 259L12 258L11 255L9 256L10 257L9 259H7ZM42 257H44V255ZM53 257H56V256H52V258ZM62 257H65V256L63 255ZM71 257H72V259H71ZM118 257H119V255H118ZM217 257H219V259ZM59 258H61V256H59ZM38 260H39V258H38ZM50 260L52 261V259H49V262H50ZM19 261H21L23 264H25V262H27V261L23 262V259H21ZM41 261H42V259H41ZM47 261H48V259H47ZM47 261H46V263H47ZM55 261H57V260H55ZM16 262H18V260ZM39 262H40V260H39ZM152 262H154V261H152ZM171 263L172 262H169V264H171ZM27 264H30V263L27 262ZM38 264H40V263H38Z\"/></svg>","mask_w":264,"mask_h":264}]
</instances>
